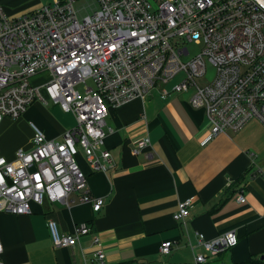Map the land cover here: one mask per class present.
I'll return each instance as SVG.
<instances>
[{"label":"built area","instance_id":"obj_1","mask_svg":"<svg viewBox=\"0 0 264 264\" xmlns=\"http://www.w3.org/2000/svg\"><path fill=\"white\" fill-rule=\"evenodd\" d=\"M73 2L57 0L16 19L0 5V123L19 119L36 101L58 105L75 121L59 141L30 123V148L17 149L12 159L0 154V212L29 214L30 204L45 200L68 204L72 193L99 212L104 200L89 193L75 159L78 149L93 172L106 173L113 166L104 149L109 109L143 99L179 75L173 91L192 90L190 105L205 112L210 132L202 143L238 132L253 119L264 127V0H96L97 9L82 20ZM178 41L198 44L201 52L183 62L189 52ZM205 59L215 74L200 86L196 79L205 74ZM40 74L49 79L32 86L31 78ZM140 120L146 125L144 116ZM149 146L145 132L132 153ZM191 203L192 198L178 203L175 222L185 224ZM47 229L55 248H72L91 230L80 223L61 233L52 220ZM196 242L216 255L234 247L237 238L230 231L213 240L198 235ZM93 244L91 264H103L97 236ZM171 247V241L162 243L160 253L169 254ZM206 263L205 255H194V264Z\"/></svg>","mask_w":264,"mask_h":264},{"label":"crops","instance_id":"obj_2","mask_svg":"<svg viewBox=\"0 0 264 264\" xmlns=\"http://www.w3.org/2000/svg\"><path fill=\"white\" fill-rule=\"evenodd\" d=\"M55 1L0 0V5L9 19H16ZM42 75L49 79L48 74L37 76ZM176 83L156 85L145 98L109 109L104 149L113 166L102 173L82 165L89 193L104 200L99 212L79 203L76 193L68 204H30L29 214L0 212V264H91L94 236L105 254L103 264H194L196 254L205 255L206 264H264V127L253 119L238 132L219 134L204 144L210 132L205 112L190 105L189 94L174 92ZM34 106L41 109L43 104ZM36 109L24 118H3L2 156L12 159L17 149L30 148L28 119L57 141L75 124L73 116L64 123L57 106L56 117L40 116ZM19 130L26 138H18ZM145 132L150 146L134 155L132 148ZM9 140L17 145L12 150L5 145ZM239 195L243 203L236 200ZM189 198V215L179 224L172 216L178 203ZM51 220L61 233H71L80 223L91 230L74 247L55 248L47 229ZM230 231L237 243L219 254L196 244L198 235L213 240ZM167 241L172 247L164 255L160 245Z\"/></svg>","mask_w":264,"mask_h":264},{"label":"rangeland","instance_id":"obj_3","mask_svg":"<svg viewBox=\"0 0 264 264\" xmlns=\"http://www.w3.org/2000/svg\"><path fill=\"white\" fill-rule=\"evenodd\" d=\"M73 9L75 11V14L77 16V19L78 20H82L85 16L87 15H90L93 11H95L97 9V4L96 2H93V1H80V0H74L73 2ZM178 45L179 46H185L189 52L188 56H183L181 59L183 62H187L190 60V58L194 57L195 55L199 54L201 52V46L198 45V44H195L193 42H181V41H178ZM214 74H215V69L214 67L205 59V74L204 76L196 79V83L200 86H204L208 83H210V81L213 79L214 77ZM181 78V75L177 76L173 81L174 82H177L179 79ZM48 79H45V75H42V76H37V77H33L31 78L30 80V84L32 86H40V85H43L44 83L47 82ZM87 85L88 86H92V83L91 82H87ZM77 90L80 91V92H83V86H78L77 87ZM43 92V91H42ZM186 94H189V96L192 95L193 91L192 90H189L187 92H184ZM37 102V101H36ZM34 102L33 104H31L30 106H28L26 108V110L22 113L21 115V118H24L25 114L32 108L34 107L36 109V107L34 106V104L36 103ZM41 103V102H39ZM54 106H57L58 110L60 111V114H61V117H62V121L64 123H67L69 120H71L72 118V115L70 113L68 114H65L64 111H62V109L58 106V105H54L53 103L49 102L47 105H43L41 109L37 108L36 111L37 113L40 115V116H45V114H48V115H51L52 117H56V113L54 112ZM50 116V117H51ZM71 116V117H70ZM3 123V120L1 121L0 123V126L1 124ZM27 123H28V126L30 125L29 123H33L34 125H36L44 134H45V131L44 129L38 125V123H36V121L34 120H30L28 119L27 120ZM20 131V130H19ZM32 133V132H31ZM23 136H25L24 132L21 130L20 133L18 134V138L21 139ZM46 136V135H45ZM26 138V136H25ZM27 141V140H26ZM6 147L8 150H12L14 149L17 145H15L14 142H11L10 140L6 142ZM14 147V148H13ZM24 149L27 148V146H23ZM79 167L81 168L82 170V165L83 164H86L88 165L89 167V164L86 160V157L84 155V153L82 152L81 149H78V154L77 156L75 157ZM83 171V170H82Z\"/></svg>","mask_w":264,"mask_h":264}]
</instances>
